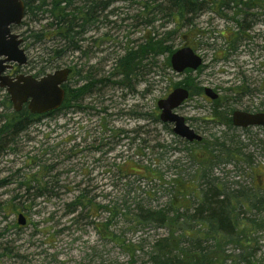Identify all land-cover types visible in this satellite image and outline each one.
Segmentation results:
<instances>
[{
  "label": "rangeland",
  "instance_id": "obj_1",
  "mask_svg": "<svg viewBox=\"0 0 264 264\" xmlns=\"http://www.w3.org/2000/svg\"><path fill=\"white\" fill-rule=\"evenodd\" d=\"M159 1L103 0L108 4L81 35L84 53L68 51L58 60L73 67L70 88L92 83L78 100L82 109L62 107L5 139L0 264H128L131 254L121 243L142 244L132 254L135 264H150L148 250L170 230L155 221L134 222L139 206L163 208L170 218L177 204L196 207L210 185L221 193L254 188L264 195V129L228 127L219 109L225 105L228 115L248 107L264 110V0H240L222 15L206 10L178 20L157 14L151 21L146 6ZM29 14L13 32L23 38L27 57L20 72L37 75L47 57L44 48L53 43L29 34L50 18L41 10ZM148 32L163 38L172 53L192 47L201 65L178 74L171 52H162L147 55L135 73L118 74L117 58L143 43ZM184 80L194 94L177 112L201 134V143L152 120L157 100ZM204 87L218 94L217 103L204 95ZM4 93L0 89V113L7 114L12 109L3 103ZM19 213L23 225L17 223ZM254 213L259 225L245 246L253 264H264V207ZM242 250L228 243L223 264H242Z\"/></svg>",
  "mask_w": 264,
  "mask_h": 264
},
{
  "label": "trees",
  "instance_id": "obj_2",
  "mask_svg": "<svg viewBox=\"0 0 264 264\" xmlns=\"http://www.w3.org/2000/svg\"><path fill=\"white\" fill-rule=\"evenodd\" d=\"M219 2L215 0H160L158 3L154 2L151 8L146 6V13L151 14V21L156 19L157 14H163L166 17L176 16L178 20H184L187 15H193L199 11L214 10L222 15L223 10L232 8V4L228 0H222V5L215 4ZM24 3L25 15L35 14L41 10L47 12V18H50V22L41 25L37 30H31L29 34V37L32 36L35 41L45 43L51 40L53 43L51 47L44 48L47 57L45 56L43 60L45 64L39 68L40 73L59 68L62 63L58 60L68 51L84 53L80 45L81 35L86 25L95 20L94 15H96L97 9L99 7L103 9L108 4L103 0H24ZM237 23L240 22L237 21ZM142 39L144 42L140 43L137 48H126L124 54L117 58L114 70H119L118 74L128 76L135 73L142 66V61L147 55L171 52L163 38L157 39L150 32L143 35ZM76 72L79 74L78 70ZM89 77L83 76L82 78ZM88 81L85 85L72 89L64 85L65 98L61 108L65 106L81 108L78 100L91 86V81L89 79ZM177 85H184L190 89L186 80ZM192 94L194 93L191 90L190 96ZM3 103L7 109H11L6 94H4ZM223 106L220 109V115L225 119L227 126L231 127L228 116L230 109ZM3 113H0V149L3 148L5 139L13 140L14 136L38 120L34 119L27 110L18 113L13 110L7 114ZM137 117L144 118L142 115ZM152 120L159 121L155 112ZM213 145L212 148H214ZM218 147L221 152V149L225 148V144L221 143ZM226 150L230 151V149ZM145 169L149 170L146 167ZM199 194L200 201L196 207L193 205L188 207L184 203L177 204L175 209L173 208L174 214L170 218L166 216V211L163 208L138 207L134 214V222L141 224L155 221L159 226L168 227L170 230L168 235L158 237L148 250L150 264H218L220 259L223 264V261L229 257V255H225V246L228 243L242 247L243 252L239 253L238 262L253 264L245 243L250 241L249 237L255 230V225H259L257 220L253 219L256 213H252L264 207V195L254 188L221 193L214 185L206 187ZM79 200L81 201V195L74 199V201ZM73 204L69 205L73 206ZM250 214L251 216H249ZM121 245L131 254L128 264H135L132 254L136 250L140 251L143 248L142 244L121 243Z\"/></svg>",
  "mask_w": 264,
  "mask_h": 264
},
{
  "label": "water",
  "instance_id": "obj_3",
  "mask_svg": "<svg viewBox=\"0 0 264 264\" xmlns=\"http://www.w3.org/2000/svg\"><path fill=\"white\" fill-rule=\"evenodd\" d=\"M24 15L23 0H0V88H4L9 95L12 107L18 111L28 102V109L32 113H45L58 108L64 98L61 84L67 78L68 68L55 70L41 78L31 74H18L14 78L5 74L12 63L21 66L26 62L24 50L20 48L22 38L11 32V25L21 22ZM172 69L181 73L185 69H197L201 65V57L189 46L177 49L170 56ZM205 95L215 99L217 94L209 87L204 88ZM189 91L183 86L172 89L164 98L158 99L160 109L159 119L163 123H171L174 134L188 141H200L201 135L196 133L176 109L188 97ZM233 124L240 127L259 125L264 127V113H249L235 110L232 113ZM17 222L24 224L25 218L18 215Z\"/></svg>",
  "mask_w": 264,
  "mask_h": 264
},
{
  "label": "flooded vegetation",
  "instance_id": "obj_4",
  "mask_svg": "<svg viewBox=\"0 0 264 264\" xmlns=\"http://www.w3.org/2000/svg\"><path fill=\"white\" fill-rule=\"evenodd\" d=\"M216 2H219V1H222V0H215ZM228 1H230L231 2V4H233V3H235V5H238V2L236 1V0H228ZM243 26V25H242ZM231 44H233V43H231ZM22 46V45H21ZM231 47L232 48H234V45H231ZM24 49V48H23ZM61 67H66V65H63V64H61L60 65V67L59 68H61ZM69 68H70V71H69V74H68V76H67V78H66V80L64 81V83L62 84V86H64V85H67L69 88H70V85H68V78H69V76H70V74L73 72V67L72 66H68ZM19 68L20 67H17L16 65H13L12 64V66H11V68H9L7 71H6V74L8 75V76H10L11 78H14L16 75H18L19 73H22V72H20V70H19ZM55 69H58V68H55ZM55 69H53V70H55ZM52 70V71H53ZM48 72L46 71V72H44V73H39V74H37V75H35V74H32L35 78H41L42 76H44L45 74H47ZM23 74H25V73H23ZM27 74V73H26ZM72 88H75V87H72ZM71 88V89H72ZM218 98H219V96H217L215 99H213V101H215V103H217L219 100H218ZM27 105H28V102H26V103H24L23 105H22V107H21V109L20 110H18V111H16L17 113L18 112H21L22 110H28V107H27ZM219 109H222V106H220L219 107ZM237 110V109H236ZM55 111H57V110H54V111H50V112H46V113H42V114H32L29 110H28V112L30 113V114H32L33 115V117H34V119L35 118H41L42 116H44V115H47V114H49V113H52V112H55ZM243 111H245V112H249V113H253V114H256V113H264V110H262V109H254V108H245V110H243ZM233 112V111H232ZM229 116V118H230V121H231V127H236L235 125H233V121H232V113H231V115H228ZM225 121V120H224ZM251 127H260V126H251ZM239 128V127H238ZM246 128H248V127H246ZM250 128V127H249Z\"/></svg>",
  "mask_w": 264,
  "mask_h": 264
}]
</instances>
